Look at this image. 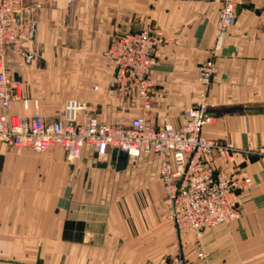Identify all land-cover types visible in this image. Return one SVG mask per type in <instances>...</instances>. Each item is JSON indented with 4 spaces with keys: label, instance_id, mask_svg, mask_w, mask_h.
Segmentation results:
<instances>
[{
    "label": "crops",
    "instance_id": "0c3cea01",
    "mask_svg": "<svg viewBox=\"0 0 264 264\" xmlns=\"http://www.w3.org/2000/svg\"><path fill=\"white\" fill-rule=\"evenodd\" d=\"M32 5L21 45L7 65L22 84L9 111L62 116L65 101H86L105 122L116 117L114 64L104 55L115 33L147 26L178 43L163 44L151 70L155 82L146 116L180 128L196 103L198 72L212 55L220 3L215 0H25ZM217 57L209 95L210 138L242 150L228 167L253 184L238 192L241 217L178 235L163 215L165 191L153 156L137 166L111 150L98 161L86 145L74 164L66 151L36 155L0 144V264H161L182 253L187 264H264V0H242ZM256 106L257 110H247ZM2 104L0 102V112ZM137 108L133 113H140ZM83 112L81 117H83ZM217 164L224 160L218 158ZM105 164V165H103ZM204 254V255H202Z\"/></svg>",
    "mask_w": 264,
    "mask_h": 264
},
{
    "label": "built area",
    "instance_id": "2783aa9c",
    "mask_svg": "<svg viewBox=\"0 0 264 264\" xmlns=\"http://www.w3.org/2000/svg\"><path fill=\"white\" fill-rule=\"evenodd\" d=\"M221 8L216 23L217 38L210 57L199 68L198 82L203 85L199 101L184 110L186 122L180 128L170 123L153 125L147 121L155 82L151 70L157 51L180 37H168L147 26L139 32L115 33L104 55L114 64L111 86L118 91L116 117L105 122L94 115L86 101L69 98L58 119H47L39 111L23 116L9 111L14 100H28L21 94V82L7 65L8 50L21 45L24 0H0V144L45 152L53 147L66 151L74 164L86 145L93 146L98 161L111 150L127 155L136 165L143 155L154 157L165 191L166 214L178 232H192L200 241L205 230L241 217L238 192L250 187L253 179L232 171L227 165L242 150L229 142L210 138L203 128L213 122L206 91L214 73L216 59L230 28L236 22L239 0H216ZM137 108L141 112L133 113ZM83 112L84 116L81 117ZM256 153L264 154V148ZM218 158L224 160L217 164ZM204 255V254H202ZM161 264H187L182 253L164 258Z\"/></svg>",
    "mask_w": 264,
    "mask_h": 264
},
{
    "label": "rangeland",
    "instance_id": "374dc122",
    "mask_svg": "<svg viewBox=\"0 0 264 264\" xmlns=\"http://www.w3.org/2000/svg\"><path fill=\"white\" fill-rule=\"evenodd\" d=\"M216 1V0H215ZM240 2L238 3V5L241 3V1L242 0H239ZM218 2V1H217ZM220 3V2H219ZM237 5V6H238ZM30 6H32V5H30ZM30 6L29 5H26L25 4V0H24V12H23V17H24V19H25V21L26 22H28V23H30L31 21H30V14H31V8H30ZM220 8H221V4H220ZM220 12V11H219ZM236 17H237V8H236ZM234 26V25H233ZM232 26V27H233ZM231 27V28H232ZM230 28V29H231ZM226 38V37H225ZM225 40V39H224ZM223 44H224V42H223ZM223 47V46H222ZM221 52V51H220ZM220 52L218 53V55L215 57V59H216V71H217V57L219 56V54H220ZM212 57V56H211ZM216 73V72H215ZM215 73H214V75H213V78H212V80H211V82H210V84L208 85V88H207V91H206V99H207V102L209 103V105H210V100H209V95H210V92H211V90H212V87H213V81H214V76H215ZM20 88H21V90H22V84H20ZM201 90H203V85H201L199 82H197V91L195 92V94H194V96H195V98H196V102L197 101H199L200 99H199V93L201 92ZM22 94V93H21ZM33 103H34V106H35V108H36V112L38 111V105H39V100H34L33 101ZM215 121V118H214V120H213V122ZM212 122V123H213ZM212 123H210V124H212ZM223 142H229V143H232L233 145H235V146H237V144L234 142V141H232L230 138H227L226 140H224ZM20 149H23V148H15V150H20ZM29 149V148H28ZM59 150V149H63V148H61V147H53V148H51L50 150H48V151H45V152H36V151H34V150H32V149H29V151H31L32 153H34V154H36V155H46L49 151H52V150ZM140 160V159H139ZM66 161L67 162H69L68 161V159H67V157H66ZM77 162V161H76ZM75 162V163H76ZM70 163V162H69ZM128 163V162H127ZM72 164V163H71ZM138 165V162H137V164L136 165H131V166H137ZM161 179V178H160ZM162 181V180H161ZM165 198V197H164ZM164 203V202H163ZM164 207H165V203H164ZM163 215L164 216H166L167 218H169L170 220H172L167 214H166V210L163 212ZM173 222V221H172ZM173 224H174V222H173ZM174 226H175V224H174ZM175 229H176V231H177V233H178V235L179 236H181V234H180V232H178V230H177V228H176V226H175ZM183 233H185V232H183Z\"/></svg>",
    "mask_w": 264,
    "mask_h": 264
},
{
    "label": "water",
    "instance_id": "95a60500",
    "mask_svg": "<svg viewBox=\"0 0 264 264\" xmlns=\"http://www.w3.org/2000/svg\"><path fill=\"white\" fill-rule=\"evenodd\" d=\"M246 109L252 111V110H257L258 108L256 106H254V107H248ZM210 112H211V114L214 115V113L211 111V108H210ZM126 158H127V155L125 153L121 152L120 159L121 160H126ZM103 165H105V164H103Z\"/></svg>",
    "mask_w": 264,
    "mask_h": 264
}]
</instances>
